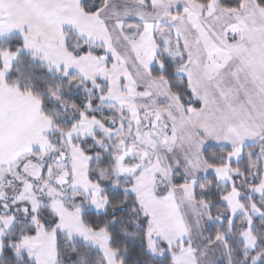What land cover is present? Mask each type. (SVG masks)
Here are the masks:
<instances>
[{"label":"rangeland","instance_id":"1","mask_svg":"<svg viewBox=\"0 0 264 264\" xmlns=\"http://www.w3.org/2000/svg\"><path fill=\"white\" fill-rule=\"evenodd\" d=\"M179 1L184 0H152L153 13L149 14L142 1L104 0L101 9L90 14L80 10V14L71 17L47 15L24 0H0V41L15 36L21 38L23 48L20 52L30 55L32 61L57 75L75 74L79 78V84H74L76 88L81 82L90 83L94 94L99 97L98 107L111 106L119 114L118 120L106 127L72 111L75 120L72 130L51 138L52 125L41 114L36 100L5 85L6 75L18 54H2L0 253L4 235L18 219L27 218L35 226L36 234L22 240L17 246L18 252L35 264H55V234L46 232L35 219L43 206L40 198H44L58 218L55 231L63 235L66 242L79 240L98 250L106 264H117L115 253L109 248L107 233L104 230L92 232L80 221L84 210L103 213L107 207L101 186L88 180L89 159L72 144L73 139L90 138L95 131H100L107 139L113 138L114 147L120 141L148 154V160L140 164L130 178L132 185L125 192L136 197L142 213L148 217L146 244L151 255L161 256L164 250L172 257L175 252L169 243L172 238H179V234H185L183 226H188L187 220L193 222L197 235L201 234L203 222L208 220L209 223L207 212L206 216L202 212L200 218L199 214L186 217L182 213L186 208L183 204L188 208L189 200H193L198 177L207 174L214 175L219 185H229L230 191L222 196V204L231 220L236 217L245 220L240 235L245 251L255 248L251 219L264 218V209L252 205L247 211L239 199L241 196L264 195V143L257 142L262 161V177L258 185L246 186L241 172L229 165L207 166L202 161L201 150L207 141L218 137L213 131L214 125L207 123L202 114H193L191 108L183 109L164 82L149 75L160 45L167 47L169 44L167 38L159 34L163 30H171L175 38L197 51L214 48L210 47L213 42L207 38L206 28L198 26L193 15V7L197 10L203 8L190 1L191 6L184 7ZM164 2L166 4H162ZM97 5L96 0H91V8ZM167 6L174 10V15L161 13V9ZM208 7L211 9V4ZM179 8L185 10L186 16L177 15ZM66 31L83 42L82 46H76L80 55L66 50L65 42L70 36ZM194 32L203 36L194 40L191 38ZM84 49L88 51L84 52ZM209 52L212 51L208 50L207 54ZM161 53L169 59L163 50ZM209 55L205 57V72L200 74L196 70L197 84H211L227 70L222 65L224 54ZM203 56L191 57L192 65L198 64L197 60ZM156 64L158 68L162 67L160 61ZM186 72L183 67L175 69L178 76ZM98 79L101 84L96 83ZM239 80L231 75V85L225 84V88L231 90L234 102L243 98L237 87L240 86ZM233 110L232 115L238 108ZM238 111L246 116L247 121L250 120V109L249 116L242 108ZM200 126H209L210 135L201 133ZM225 142L232 150L228 163L242 161V143L232 139H225ZM60 153L64 159L60 158ZM182 180V185L174 186ZM206 190L200 187L197 193L203 194ZM199 204L207 210L204 203ZM172 264H176L174 260Z\"/></svg>","mask_w":264,"mask_h":264},{"label":"trees","instance_id":"2","mask_svg":"<svg viewBox=\"0 0 264 264\" xmlns=\"http://www.w3.org/2000/svg\"><path fill=\"white\" fill-rule=\"evenodd\" d=\"M98 5L91 8V0H80V9L87 14L101 9L104 0H96ZM142 1L147 12H150L152 0ZM208 9L212 0H186ZM221 9L231 12L239 11L242 7L241 0H218ZM258 8L264 10V0H254ZM68 32V31H66ZM70 36L65 42L66 50L74 55H80L76 46H82L83 42L68 32ZM23 48L21 38L15 36L0 41V69L2 68V54H18L11 65L5 78V85L20 94L32 97L39 104L41 114L51 123L53 131L50 137L58 133L66 134L75 125V120L65 116L62 107L70 109L77 114H84L89 120H96L104 124L110 118L116 119L118 112L111 106L98 107L99 97L93 92L90 83L75 87L79 84V78L75 74L60 76L50 71L47 67L31 60L30 55L20 52ZM88 49H84L87 52ZM160 51L156 55L154 65L149 70L150 78L163 81L169 92L177 97L179 105L183 109L197 110L200 102L195 100L189 89L186 78L175 74L176 66L162 56ZM162 67H157V62ZM97 84L101 81L96 80ZM104 86V83H102ZM72 144L89 159L88 180L98 183L102 188V195L107 200V207L103 213L92 210H84L81 213V224L92 232L104 230L109 237V248L115 253L117 264H172V257L168 251H161V256H153L147 249L148 217L145 216L132 194L125 189L132 185L128 178L118 179L114 173L113 156L115 148L113 139H107L100 131H95L92 137L85 139H73ZM243 160L228 163V157L232 153L229 148L207 146L202 151L204 163L211 168L225 167L241 172V178L246 186L258 184L262 174V163L259 157V144L254 143L242 148ZM255 180V181H254ZM183 180L175 183L180 186ZM205 187L203 194L197 193V189ZM230 191L229 185H219L214 175L201 176L196 181V191L193 199L207 206L210 224L207 228V244H212L221 238L226 246L229 264H264V218L252 217L251 234L256 246L246 252L243 241L240 238L245 226L243 217L231 220L228 210L222 204V196ZM42 208L37 212L35 219L42 224L44 230L55 234V264H106L102 254L79 240L66 242L65 237L55 227L58 218L52 212L49 202L40 198ZM240 202L247 211L252 205L264 209V195H252L240 197ZM36 234V228L27 218H20L10 228L1 240L0 264H35L25 254L19 253L17 246L26 239ZM161 246L162 243L159 242ZM164 249L165 246H164ZM177 248L173 249L176 251Z\"/></svg>","mask_w":264,"mask_h":264},{"label":"crops","instance_id":"3","mask_svg":"<svg viewBox=\"0 0 264 264\" xmlns=\"http://www.w3.org/2000/svg\"><path fill=\"white\" fill-rule=\"evenodd\" d=\"M24 1L29 2L47 15L53 16L75 17L80 14L81 10L80 0H75L74 2L72 0ZM241 1L242 7L239 11L228 12L220 8L218 0H212L210 3L212 7L211 9L208 7L204 16H202L203 9L197 10L193 7L196 24L206 28V36L213 42L210 47L214 48H205L197 51V49L190 48L186 43L183 44L179 39L175 38L171 30L159 32V34L161 33L162 36L167 38L169 43L167 47L160 45L159 51L161 49L164 54H168L169 60L176 66V69L178 67L186 68V74L181 76L186 78L194 99L200 102L199 109L192 110L193 114H202V118L206 119L207 123L211 122L214 125L213 131L215 136H218L212 141L206 140L207 142L201 150V155L207 146L229 148L225 144V139L241 142L242 148L257 142L264 143V11L262 9L259 10L254 0ZM179 2L184 7L191 6L185 0ZM162 4H166V2ZM143 5L146 8L144 3ZM147 13L152 14L153 7ZM161 13L174 15V10L172 11L167 6L161 9ZM177 15L186 16L185 10L179 8ZM201 36L203 35L197 32L191 34V38L194 40H199ZM170 49H173V51H169ZM208 50L212 51L209 52L212 55H225L222 65L227 70L223 72L222 77L211 84L206 85V83H203L200 85L196 83V77L194 76L197 69L200 74L205 72L207 67V59L205 57L210 56L209 53L207 54ZM194 55H204L203 59L197 60L198 64L196 63L195 66L191 62V57ZM189 67L190 69L188 70ZM231 75L240 78V86L237 87L243 98L236 102L231 100V90L225 88V84L231 85ZM234 108H238V110L242 108L248 116L250 109V120L247 121L246 116L240 114L238 110L232 115ZM199 129L204 135H210L209 126L205 128L200 126ZM199 203L202 202H197L194 199L189 200L188 208L185 203L183 204L186 208L182 210V213H185L186 217H196L199 214L200 218L202 212H204L205 216L206 212L208 215V210L200 207ZM210 222V218L209 223L208 220L204 221V224L201 225V234L197 235L194 234L193 222L187 220L188 226H183L185 234H179V238L171 239L170 242L172 243H169V245L173 249L177 248L172 256V260L176 264H229L227 249L221 238H218L210 245L207 244L206 232Z\"/></svg>","mask_w":264,"mask_h":264},{"label":"water","instance_id":"4","mask_svg":"<svg viewBox=\"0 0 264 264\" xmlns=\"http://www.w3.org/2000/svg\"><path fill=\"white\" fill-rule=\"evenodd\" d=\"M161 142L165 143L164 141ZM129 150L130 154H128L127 157L120 156L115 163V176L118 179L131 178L137 172L140 164H142L145 160H148V154L145 151L139 150L137 152H133L132 148H129ZM59 156L61 159H64L62 153H60ZM126 160H136V163L133 166L127 167L123 164Z\"/></svg>","mask_w":264,"mask_h":264},{"label":"flooded vegetation","instance_id":"5","mask_svg":"<svg viewBox=\"0 0 264 264\" xmlns=\"http://www.w3.org/2000/svg\"><path fill=\"white\" fill-rule=\"evenodd\" d=\"M62 112L65 116H68L69 118H73V114H72V111L70 109L62 108ZM118 116L119 115L116 116V120H118ZM113 122H115V119L110 118L103 125L106 127H110L113 125ZM127 131H128V128H127ZM114 148H115V154L113 156L114 173H115V163H116L118 157H120V156L127 157V155L130 154L129 148H132L133 152L139 151L134 146H126L125 143H122L120 141L116 143V147H114ZM135 163H136V160H126V161H124L123 164H124V166L130 167V166H133ZM63 178H65V177H63Z\"/></svg>","mask_w":264,"mask_h":264}]
</instances>
